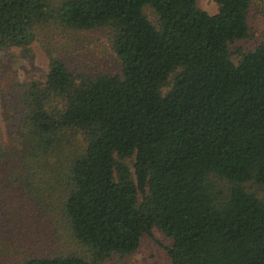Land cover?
<instances>
[{
    "label": "trees",
    "instance_id": "1",
    "mask_svg": "<svg viewBox=\"0 0 264 264\" xmlns=\"http://www.w3.org/2000/svg\"><path fill=\"white\" fill-rule=\"evenodd\" d=\"M213 1L0 0V245L26 247L9 264H129L152 227L172 264H264V29L233 45L264 0ZM52 22L105 29L119 71L71 69L38 39ZM32 40L43 77L4 85Z\"/></svg>",
    "mask_w": 264,
    "mask_h": 264
},
{
    "label": "rangeland",
    "instance_id": "2",
    "mask_svg": "<svg viewBox=\"0 0 264 264\" xmlns=\"http://www.w3.org/2000/svg\"><path fill=\"white\" fill-rule=\"evenodd\" d=\"M197 5L209 13L216 11V4L213 0H196ZM249 30L245 38L234 42V46L247 48L250 46L257 36L264 29V15L261 12V6L254 4L249 10ZM40 39L45 45H48L54 52L68 65L71 69L93 73L98 71L118 72L119 64L115 53L111 50L106 36L105 29H75L58 23L43 24L38 33ZM32 59L27 61L19 56L17 47L12 48V56L3 62L1 70V80L4 85L12 81H21L27 75H33L42 78L47 69V58L40 46L38 40L31 41ZM1 94V91H0ZM0 95V125L4 129V105ZM51 215V214H50ZM48 230L51 232L61 227L54 223L52 216H48ZM44 233V232H43ZM61 233L63 230L61 229ZM47 244L51 247L59 248L67 246L68 236L66 234L48 236ZM28 240V244L39 245L33 236ZM37 242V243H36ZM166 243V239L155 228L152 227L150 235H142L137 249L131 255L129 264H172L166 256L162 244ZM0 245V264H9L14 259L15 254L26 247H20L15 250L12 242ZM8 248V249H6Z\"/></svg>",
    "mask_w": 264,
    "mask_h": 264
}]
</instances>
